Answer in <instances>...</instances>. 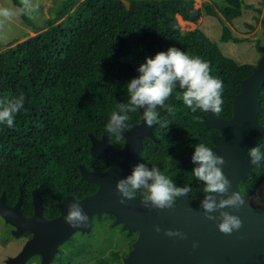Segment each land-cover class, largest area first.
<instances>
[{
  "label": "trees",
  "instance_id": "1",
  "mask_svg": "<svg viewBox=\"0 0 264 264\" xmlns=\"http://www.w3.org/2000/svg\"><path fill=\"white\" fill-rule=\"evenodd\" d=\"M12 2L30 24L20 0ZM130 2L128 11L121 0H70L76 8L61 23L50 21L48 30L0 52V194L6 192L10 203L17 201L20 188L24 204L31 202L34 188L46 202L81 199L98 190L82 180L78 165L106 171L110 163L92 157L89 135L101 138L109 130L110 145L120 150L125 138L111 129L110 118L121 110L127 128L140 120L139 99L130 85L133 71L152 77V97L163 108L150 111L156 140H144V163L136 165L128 191L146 200L163 177L169 204L178 203L187 185L197 206L210 190L208 174L183 165L182 158L190 152L215 158L210 133L216 130L205 126L212 93L218 116L230 119L241 82L255 66L226 56L202 29L183 31L180 23L195 24L217 11L227 21L238 19L243 0H224L223 8L207 5L205 13L194 0ZM221 41L238 40L225 30ZM260 101L264 107V87ZM259 122L264 127V112ZM256 139L261 145L256 152L264 158V135ZM263 185L264 162L240 183L248 197ZM87 252L84 247L74 257ZM124 256L111 250L94 264H122Z\"/></svg>",
  "mask_w": 264,
  "mask_h": 264
},
{
  "label": "water",
  "instance_id": "2",
  "mask_svg": "<svg viewBox=\"0 0 264 264\" xmlns=\"http://www.w3.org/2000/svg\"><path fill=\"white\" fill-rule=\"evenodd\" d=\"M121 1L130 11V0ZM260 51L258 65L241 82V93L234 99L230 119L218 116L217 96L212 93L205 126L219 131L211 134L217 157L204 160L189 153L182 159L183 165L194 166L211 178V188L202 196L199 206H191L187 186L181 189L179 202L169 204L162 178L147 200L134 197L126 187L136 177L135 165L142 163L144 139L155 140L154 120L149 111L159 108L151 94L152 77L133 71L130 85L139 99V122L126 129L118 111L110 118V127L124 136L123 149L112 148L109 130L101 138L89 135L92 157L108 160L110 167L95 172L78 165L82 180L99 186L95 193L81 199L67 196L58 204L59 217L49 221L42 216V197L37 190L33 192L32 218L21 214L23 192L15 207L6 204L3 193L0 215L16 227L13 235L20 237L27 230L33 234L20 254L7 264H26L35 254L43 256V264H50L60 245L77 232H91L94 217L101 218L103 214L115 216L124 229L138 232L123 264H264V206L256 208L240 189V183L264 162L256 153L261 148L256 135H264L259 122V115L264 112L260 101L264 87V46Z\"/></svg>",
  "mask_w": 264,
  "mask_h": 264
},
{
  "label": "rangeland",
  "instance_id": "3",
  "mask_svg": "<svg viewBox=\"0 0 264 264\" xmlns=\"http://www.w3.org/2000/svg\"><path fill=\"white\" fill-rule=\"evenodd\" d=\"M77 1L81 3L84 0ZM20 2L27 11L30 24L21 19L12 0H0V52L48 30L50 21L55 24L61 23L76 8L71 5L70 0H20ZM194 2L196 7L203 9L204 13L207 5L220 8L226 6L224 0H194ZM243 4L242 16L232 21H227L217 11L215 15L205 13L195 24L187 22L180 24L183 31L202 29L218 44L226 56L241 64L257 66L262 57L260 47L264 46V0H243ZM225 30L231 32L238 41L222 42L221 37ZM13 42L16 43L11 45ZM260 196L264 200V193ZM260 196L252 199L256 206L261 203ZM93 221L91 232H77L74 237L72 236L73 238L71 237L70 242L66 241L59 246L66 254L71 250L78 252L81 247L88 249V252L77 258L73 264H94L97 258L107 256L111 250H119L122 254L126 253V256L129 254L138 232L124 229V224L117 223L116 217L111 214H103L101 218H94ZM0 225V249H3L0 251V260H2L3 257L7 258L19 251L25 244L26 238L14 236L9 226L8 230H5L7 225L1 219Z\"/></svg>",
  "mask_w": 264,
  "mask_h": 264
},
{
  "label": "flooded vegetation",
  "instance_id": "4",
  "mask_svg": "<svg viewBox=\"0 0 264 264\" xmlns=\"http://www.w3.org/2000/svg\"><path fill=\"white\" fill-rule=\"evenodd\" d=\"M156 102V101H155ZM157 103V102H156ZM157 105H158V103H157ZM159 106V108H152V109H162L163 107L162 106H160V105H158ZM152 109H150V111L152 110ZM149 111V114L151 115V112ZM139 112H140V104H139ZM120 113H121V116H122V111L120 110ZM140 117H141V115H140ZM151 117H152V115H151ZM122 118V117H121ZM153 119V118H152ZM154 120V119H153ZM139 122V121H138ZM137 122V123H138ZM155 124V123H154ZM122 125L124 126V124H123V122H122ZM135 125V124H134ZM133 125V126H134ZM132 126V127H133ZM155 126V125H154ZM154 126H153V131H154ZM126 129H130V128H132V127H130V128H127L126 126H124ZM210 130H215V129H210ZM216 131H218V130H216ZM216 131H211V133L210 134H212L213 132H216ZM217 133H219V131L217 132ZM121 134V133H120ZM154 134V133H153ZM122 135V134H121ZM123 136V135H122ZM124 137V136H123ZM155 137V136H154ZM146 139V138H145ZM144 139V140H145ZM154 140V139H153ZM155 140H156V138H155ZM213 140V139H212ZM125 145V144H124ZM144 145V144H143ZM124 147V146H123ZM213 147H214V145L212 146V150H213ZM123 149V148H122ZM121 150V149H120ZM214 151V150H213ZM251 152V151H250ZM191 153V152H190ZM215 153V152H214ZM257 153V152H256ZM189 154V153H188ZM194 154V153H193ZM258 154V153H257ZM195 155V154H194ZM215 155H216V153H215ZM259 155V154H258ZM260 156V155H259ZM140 157H141V155H140ZM185 157V156H184ZM183 157V158H184ZM217 157V155L215 156V158ZM261 157V156H260ZM182 158V159H183ZM199 158V157H198ZM214 158V159H215ZM263 158V157H262ZM201 159V158H200ZM214 159H211V160H214ZM141 160H142V158H141ZM204 160H207V159H204ZM144 162H143V160H142V163H139V164H136V165H142ZM136 165H135V167H136ZM194 167V166H193ZM255 169V168H254ZM136 171V170H135ZM200 171V170H199ZM204 172V171H203ZM206 173V172H205ZM206 174H208V173H206ZM251 175V174H250ZM208 176H209V174H208ZM210 177V176H209ZM160 178H162V180H163V177H160ZM160 178H157L156 179V181H157V183H158V186H159V182H158V179H160ZM210 180H211V178H210ZM164 182V181H163ZM128 184V183H127ZM30 185H32V184H29L28 185V188H29V186ZM164 185H165V183H164ZM211 185H212V181H211ZM157 186V187H158ZM185 186H187V185H185ZM156 187V188H157ZM165 187L167 188V186L165 185ZM184 187V186H183ZM182 187V188H183ZM188 187V186H187ZM181 188V189H182ZM240 189H241V187H240ZM20 190H21V192H23L22 191V188H20ZM35 190H37L38 191V193H39V195L42 197V210H41V213H42V216H43V218L45 219V220H53V219H56V218H58L59 217V215H60V210H59V208H58V204L60 203V202H58V200H57V198L56 199H54L53 201H45V199H44V197L42 196V194H41V191H40V189L39 188H34L32 191H31V205H30V203H26V204H24L23 202H22V205H21V214H22V216H24L25 218H32L33 216H34V214H35V207H34V202H33V192L35 191ZM181 191V190H180ZM242 191V190H241ZM20 192V193H21ZM167 192V191H166ZM209 192V191H208ZM207 192V193H208ZM3 193H6V192H2L1 194H0V198L2 197V195H3ZM153 193V192H152ZM180 193V192H179ZM179 193H178V202H179ZM206 193V194H207ZM243 193V192H242ZM264 193V188H263V186H262V188H261V190L256 194V195H254V196H250V197H248L247 195V197L249 198V202H251L256 208H263V206H264V200L262 199V197L260 196L261 194H263ZM188 194H189V191H188ZM206 194H202L201 195V197H200V204H201V199H202V196L203 195H206ZM244 194V193H243ZM245 195V194H244ZM23 196H24V192H23ZM166 196V195H165ZM257 196H260V199H261V203L259 204V206H256L255 204H254V202L252 201V199L253 198H255V197H257ZM150 197V196H149ZM148 197V198H149ZM19 198H20V196H19ZM19 198L17 199V201L15 202V203H10L8 200H7V194H6V204L9 206V207H15L16 206V204H17V202H18V200H19ZM189 198H190V195H189ZM141 199V198H140ZM144 200V199H143ZM147 200V199H146ZM166 200V199H165ZM189 201H190V199H189ZM52 203H53V205H52ZM177 204V203H176ZM190 204H191V202H190ZM199 204V205H200ZM175 205V204H174ZM199 205H197V206H199ZM191 206H192V204H191ZM197 206H193V207H197ZM57 210L59 211V214H57ZM0 219L4 222V224L5 225H7V227H6V229L5 230H8V228L10 227L11 228V233H13L15 230H16V227L15 226H13V225H11V224H9V223H6V221H5V219L0 215ZM9 226V227H8ZM0 227H1V225H0ZM7 232V231H6ZM21 237H23V238H26V240H25V244L30 240V239H32V237H33V234L30 232V231H24V233L20 236V237H17V238H21ZM74 237V236H73ZM72 237V238H73ZM72 238L70 239V240H72ZM70 240L68 241V242H70ZM25 244L23 245V247H21V249L19 250V251H17L15 254H13V255H11V256H9V257H7V258H4L3 257V259L2 260H0V264H7V262H8V260L10 259V258H14V257H16L18 254H20V252L24 249V247H25ZM83 247H81V248H79V251H80V249H82ZM3 249H0V251H2ZM74 253H76V252H74V251H70L68 254H66V253H64V251L63 250H61L60 248H59V250H58V252L55 254V256H54V259L50 262V264H59V263H61V261L62 260H64V261H67V260H69V259H71V264H73L74 263V261L77 259V258H79V257H74ZM98 259V258H97ZM96 259V260H97ZM95 260V261H96ZM26 264H43V256L41 255V254H35V255H33L28 261H27V263Z\"/></svg>",
  "mask_w": 264,
  "mask_h": 264
}]
</instances>
